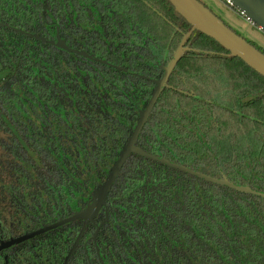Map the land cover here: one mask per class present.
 I'll return each instance as SVG.
<instances>
[{"label": "trees", "instance_id": "1", "mask_svg": "<svg viewBox=\"0 0 264 264\" xmlns=\"http://www.w3.org/2000/svg\"><path fill=\"white\" fill-rule=\"evenodd\" d=\"M156 1L169 10L173 25L180 31H173L174 51L191 26L168 0ZM249 44L264 55V50ZM155 45L157 51L160 42L156 40ZM186 47L168 79L170 87H165L155 102L136 141L137 147L194 172L264 193V78L199 31L187 39ZM8 75L14 82L30 77L20 71ZM132 85L120 95L109 82L110 110L105 121L97 117L95 100L82 108L84 115L89 112L96 116L90 120L97 135L88 131L87 120L71 125L76 146H85L80 153V166H84L81 171L87 181H93L91 188L103 185L121 152L116 149L125 144L134 128L136 113L130 104L133 94L142 95L141 108L148 99V87ZM1 86L0 237L6 238V229L16 228L18 222L30 227L39 213L58 203L66 207L79 204L81 187L69 176L72 167L68 168L65 161L58 162L52 152L50 144L55 145L56 140L44 143L45 151L38 147L42 120L34 121L35 137L26 131L18 135L12 132L18 125L22 128L21 124L29 130L32 122L29 126L18 120L25 113L20 86ZM45 107L49 109L48 105ZM50 111L53 114L48 116L45 109L37 106L31 113L56 120L57 127L62 114H71L70 108ZM121 112L125 119L123 128L112 120ZM75 129L81 133L75 135ZM94 142L109 148V155L92 150ZM44 161L56 166L60 163L58 170L42 169ZM101 175L102 180L98 178ZM69 181L71 184L66 185ZM24 192L29 196L22 202ZM107 201V232L113 244L121 237L126 239L129 228L144 242L159 230L168 243L162 247L165 264H173L166 254H172L176 246L179 256L182 248L186 251L187 264H264L263 198L129 156Z\"/></svg>", "mask_w": 264, "mask_h": 264}, {"label": "flooded vegetation", "instance_id": "2", "mask_svg": "<svg viewBox=\"0 0 264 264\" xmlns=\"http://www.w3.org/2000/svg\"><path fill=\"white\" fill-rule=\"evenodd\" d=\"M173 31L180 34L172 23L169 10L156 0H0V75L4 74L3 77L0 76V84L11 88L20 86L25 98L22 108L25 113L20 114L18 120H24L29 126L32 122L31 129L24 130L21 124L22 128L18 125V129L12 128V132L18 135L19 132L26 131L35 137L34 121L42 120V133H37L41 136L38 147L45 151L46 146L43 144L56 140L55 145L50 144L52 152L58 162L65 161L68 168L72 167L73 171L69 176L81 187L79 204L66 207L58 203L51 210L39 213L36 223H32L30 227L18 222L19 226L16 228L11 226L6 229L9 236L0 237V245L69 219L92 205L110 172L104 179L102 175L98 176L100 180H104L100 188H95L96 185L90 187L93 181H87L85 173L81 171L84 166H80V153L85 146H76L71 125L87 120L88 131L93 136L97 135L93 129L96 126L90 120L96 116L89 112L84 115L82 108L95 100L97 117L102 121L107 120L110 110L107 88L111 82L120 95H123L124 89L128 91L132 84L136 88L143 85L150 89L143 108L140 106L142 95L135 92L131 99L130 104L135 107L136 113L133 118L135 128L155 90V82L163 77L165 68L184 37L182 35L173 51ZM156 40L160 42L157 51ZM186 42L184 48H187ZM173 69L161 91L170 87L168 79ZM13 71L27 73L30 77L11 81L8 73ZM3 88L0 87V92ZM145 91L147 95V90ZM112 98H115L114 94ZM46 105L50 110L63 111L70 108L71 114H62L57 120V127L56 120H48L52 112ZM37 106L45 109L48 116H34L31 112ZM154 106L146 121L153 113ZM112 120H116L119 127H124L122 112ZM73 132L75 135L81 133L77 129ZM140 133L133 144L136 148ZM101 134L106 136L103 132ZM128 139L116 150L122 152ZM92 150H101L106 157L109 155V148L100 146L97 142H94ZM129 156L138 155H128L124 163ZM124 163L107 191L103 204L93 212L89 220H73L1 250V264H64L82 229V236L67 264H165L162 247L165 244L168 246V243L161 237L159 230L151 233L148 242L141 240L132 228L125 232L126 239L121 237L119 242L113 244L109 238L107 199ZM59 165L60 163L56 166L44 161L42 169L47 172L58 170ZM68 184L71 182L66 183ZM28 196L24 192L20 200L24 202L28 200ZM185 257L186 251L183 248L179 256L178 246L172 254H166V258L173 264H179V261L180 264H187Z\"/></svg>", "mask_w": 264, "mask_h": 264}, {"label": "water", "instance_id": "3", "mask_svg": "<svg viewBox=\"0 0 264 264\" xmlns=\"http://www.w3.org/2000/svg\"><path fill=\"white\" fill-rule=\"evenodd\" d=\"M169 3L174 7V9L188 22L191 26L190 31L184 35L183 39L179 47L173 54L171 61L168 63L167 67L164 70V75L161 80L155 82V90L152 93L150 100L148 101L145 109L141 112L139 120L133 129L131 136L129 137L124 149L120 153L117 161L112 167L109 176L102 186L100 192L95 197L94 202L91 206H89L85 211L76 214L69 219H66L62 222L50 225L41 230L35 231L33 233L27 234L21 238L12 240L7 243H2L0 245V251L7 249L17 243H20L24 240L32 238L38 234L54 229L60 225L71 222L73 220H89L99 206L103 204L104 197L109 190L113 180L115 179L118 171L123 165L125 159L128 155L134 154L140 157L150 159L160 164L166 165L170 168L178 170L180 172L189 174L191 176L197 177L206 182L225 186L230 189L235 190L236 192L245 193L257 196L259 198L264 199V193H258L252 191L246 186H236L235 184L225 180V179H215L197 172H194L190 169H187L184 166L171 163L164 158H157L152 155H148L142 152L140 149L136 148L133 144L138 134L140 133L146 118L154 106L159 93L164 86L166 79L168 78L171 70L175 67L178 62L181 54L187 50L184 48V44L191 37V35L195 31H199L203 33L208 38L215 41L221 47H223L226 51L230 53L232 57L238 58L245 65H247L250 69L256 72L258 75L264 78V55L258 52L255 48H253L249 43H247L244 39L234 33L230 28H228L222 21H220L217 17H215L208 9H206L200 2L197 0H168ZM232 8H234L237 12H240L247 17L251 23L256 26L261 32L264 33V0H230ZM83 230L80 232L77 241L71 248L69 254L66 257L64 264H67L71 254L74 252V249L82 236Z\"/></svg>", "mask_w": 264, "mask_h": 264}, {"label": "rangeland", "instance_id": "4", "mask_svg": "<svg viewBox=\"0 0 264 264\" xmlns=\"http://www.w3.org/2000/svg\"><path fill=\"white\" fill-rule=\"evenodd\" d=\"M199 2L245 41L264 50V33L253 24L248 23L245 17L240 16L224 0H199Z\"/></svg>", "mask_w": 264, "mask_h": 264}, {"label": "built area", "instance_id": "5", "mask_svg": "<svg viewBox=\"0 0 264 264\" xmlns=\"http://www.w3.org/2000/svg\"><path fill=\"white\" fill-rule=\"evenodd\" d=\"M224 1L226 2V4H227L228 6H230V7L232 8L231 3H230V0H224ZM238 14H239L240 16H242V17H245V15L242 14V13H240V12H238ZM245 18H246V20H247L248 23H251V21H250L247 17H245ZM251 24H252V23H251Z\"/></svg>", "mask_w": 264, "mask_h": 264}]
</instances>
